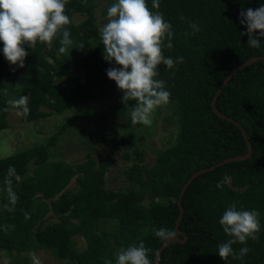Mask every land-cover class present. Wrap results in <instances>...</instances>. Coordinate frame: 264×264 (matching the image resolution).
<instances>
[{"label":"trees","instance_id":"trees-1","mask_svg":"<svg viewBox=\"0 0 264 264\" xmlns=\"http://www.w3.org/2000/svg\"><path fill=\"white\" fill-rule=\"evenodd\" d=\"M146 2L151 9L152 0ZM99 3L68 0L66 14L71 24L66 27L74 48L64 54L58 52L62 36L51 45L39 41L32 49L24 45L28 55L23 68L10 65L0 49V131L7 128L9 111L3 109L10 108L6 102L11 97L28 96L30 114L20 121L29 124L117 90L106 73L110 67L120 66L103 57L96 16ZM262 3L264 0H160L159 9L152 10L161 12L174 32V46L165 48L164 56L184 57L173 69L158 66L157 78L166 82L171 93L169 104L161 106L167 111L164 120L177 128L171 145L158 150L154 164L147 168L139 164L144 155L138 149L140 135H120L116 129L102 135L99 144L109 142L115 149L122 146L125 160L133 156L126 171L132 183L124 191L105 188L104 176L114 163L109 156L98 166L89 154L86 162L75 165L51 160L57 155V141L74 124L131 114L136 102L125 105L121 94L105 113L78 112L58 125L44 143L0 159V251L19 254L37 245L65 264H105L107 260L116 264L115 253L120 248L142 240L152 249L149 258L154 261L163 242L153 229L175 231L179 193L186 181L199 170L247 153L240 128L216 116L211 101L233 68L252 57H264V39L259 49L249 47L247 35H242L246 28L240 24L242 10L256 9ZM181 15L187 20L181 21ZM75 16L83 19L75 23ZM188 20L199 23L202 31L185 38L184 33L191 31ZM81 43L84 48L77 49ZM216 107L243 128L252 145L251 156L217 166L189 183L181 199L183 216L178 224V238L186 240L166 246L159 264H264V62L256 61L235 73L217 97ZM10 165L20 176L19 181L13 178L12 188L19 197L13 211L4 208L8 203L4 181ZM74 177L77 188L66 190ZM147 199L155 203L148 205ZM233 202H238L237 210L260 213L259 239L232 245L237 254L242 247L251 249L243 260L231 256L223 260L218 254V245L231 239L219 220ZM25 213L30 219H25ZM52 217L58 221L50 222ZM107 220L114 222L110 231L101 229ZM6 225L12 227L6 230ZM75 236L82 237V250L74 248Z\"/></svg>","mask_w":264,"mask_h":264},{"label":"clouds","instance_id":"clouds-1","mask_svg":"<svg viewBox=\"0 0 264 264\" xmlns=\"http://www.w3.org/2000/svg\"><path fill=\"white\" fill-rule=\"evenodd\" d=\"M84 2L86 5L87 0ZM67 3L68 0H0V42H3V54L10 65L23 68L28 55L24 45L32 49L38 41L51 45L57 36H62L59 40V54L74 48L71 32L66 27L71 24L66 14ZM159 7L160 0H152L151 9L146 0H116L107 9V23L99 28L104 59L120 66L107 69V77L115 81L118 89L123 92L122 102L125 105L129 101L136 102L131 107V122L134 125L151 126L156 110L170 102L171 93L166 90V82L157 78L158 66L163 64L167 69H173L184 62L182 56L175 59L164 56L163 50H171L174 46V32L163 14L152 10ZM180 20L186 21L187 18L181 15ZM187 23L191 31L184 33L185 38L202 31L199 23L190 20ZM240 24L246 28L242 35H247L249 47L259 49L261 39H264V3L256 9L242 10ZM83 48L84 44L81 43L77 49ZM28 100L27 95H21L6 103L16 110L17 116L26 119L30 114ZM3 110L9 111V107ZM13 178L20 180L15 167L10 165L4 181L8 197L4 208L8 211L14 210L19 199L12 188ZM237 203L233 202L219 220L223 231L231 237L218 245V254L223 260L230 256L243 260L251 249L242 247L237 254L232 245L259 239L260 213L257 210H237ZM25 219H30L28 213H25ZM11 227L5 226L6 230ZM153 231L162 242L177 236L174 230L167 228H154ZM151 252L152 249L141 240L138 245L133 243L127 248H120L115 253L116 264H153L149 258ZM30 255L33 264H40L35 253ZM105 264H112V261L107 260Z\"/></svg>","mask_w":264,"mask_h":264},{"label":"rangeland","instance_id":"rangeland-1","mask_svg":"<svg viewBox=\"0 0 264 264\" xmlns=\"http://www.w3.org/2000/svg\"><path fill=\"white\" fill-rule=\"evenodd\" d=\"M99 1V6L96 9L97 23L103 26L107 23V14H104L103 10L106 11L116 0ZM82 19V16H75L74 22L78 23ZM0 49L3 51V42L0 43ZM78 75L82 78L81 73H78ZM121 94L123 92L117 88L111 95L102 97V99H98L95 102L74 108L61 115L53 114L29 124H23L20 121V117L16 115V110L10 106L9 113L6 117L7 128L0 131V159L18 153L34 144L44 143L51 134L56 132L58 125H61L70 116L78 112L91 110L95 115L105 113L108 106ZM13 99L16 98H10V100ZM166 115L167 111L164 108H158L153 114V123L151 126L132 124L131 114L118 118L117 120V117L110 116L101 121L78 122L72 128H68L62 134L61 138H59L54 148L57 155L51 160L61 161L68 165H75L86 162V155L89 154L95 160L96 166H98L105 156H109L114 160V163L108 168L104 176L105 188L113 191H124L132 183L126 178V171L133 163V156L129 160H125L122 156L124 152L122 146L115 149L109 142H101L99 144L102 135L109 134L112 129L118 130L120 135H140L141 139L140 144H138V149L144 155L143 162L139 164L149 168L154 164L156 152L170 146V140L176 134V125L166 122L164 120ZM30 171H32V166H30ZM76 188L74 177L67 185L66 190H75ZM147 203L150 205L155 203V201L147 199ZM57 221V217L50 218V222ZM113 226L114 222L107 220L101 229L110 231ZM73 240L74 248L78 251L82 250L85 245L82 237L75 236ZM31 253H35L40 264H65V261L56 258L52 252L39 248L37 245H33L29 251L19 254L12 252V254L7 255L0 251V264H33Z\"/></svg>","mask_w":264,"mask_h":264},{"label":"water","instance_id":"water-1","mask_svg":"<svg viewBox=\"0 0 264 264\" xmlns=\"http://www.w3.org/2000/svg\"><path fill=\"white\" fill-rule=\"evenodd\" d=\"M256 61H263L264 62V57L263 56H257V57H252L250 58L248 61L244 62L243 64H240L238 65L237 67L233 68L227 75L226 77L224 78L222 84L220 85L219 89L216 91V93L214 94L213 98H212V101H211V109H212V112L218 116L219 118L221 119H224L228 122H232L234 123L236 126H238L241 130V133H242V136L247 144V153H245L244 155H238V156H234V157H230V158H227L219 163H217L216 165L210 167V168H206V169H202V170H199L198 172L194 173L187 181L186 183L184 184V186L182 187V189L180 190V193H179V198H178V208H179V215L177 216L176 218V221H175V232L177 233V236L175 239L173 240H170V241H167V242H163L161 244V246L158 248L156 254H155V257H154V261H153V264H159V259H160V254L162 252V250L168 246L169 244L171 243H175V242H184L186 240V238H184L183 240H180L178 238V234L180 233L179 229H178V224L183 216V210H182V207H181V199H182V196H183V193L184 191L186 190V188L188 187L189 183L194 179L196 178L197 176L199 175H202L203 173L205 172H208L209 170H212L214 169L215 167L217 166H221L223 164H226V163H229V162H234V161H243V160H246L248 159L250 156H251V153H252V145L251 143L249 142V140L247 139V135L245 133V131L243 130V128H241L239 126V124L234 121L232 118H229L223 114H221L219 112V110L217 109L216 107V100H217V97L219 96V94L222 92V90L224 89V87L227 85L228 81L230 80V78L235 74L237 73L239 70L247 67V66H250L251 64L255 63ZM230 188H232L231 184H229Z\"/></svg>","mask_w":264,"mask_h":264}]
</instances>
